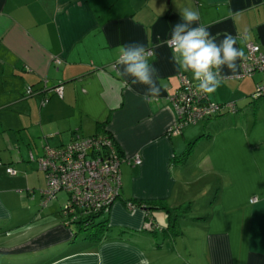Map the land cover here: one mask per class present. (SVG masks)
I'll return each instance as SVG.
<instances>
[{
  "label": "crops",
  "instance_id": "obj_1",
  "mask_svg": "<svg viewBox=\"0 0 264 264\" xmlns=\"http://www.w3.org/2000/svg\"><path fill=\"white\" fill-rule=\"evenodd\" d=\"M185 7L199 10L217 41L231 33L244 51L264 50V0H0V162L17 171L0 166V264H264V99L250 97L262 76L238 79L241 61L236 74L223 69L208 98L236 112L172 132L170 98L181 75L193 81L166 43ZM134 42L156 53L161 93L150 101L145 86L119 75L120 47ZM104 131L127 161L117 201L92 221L108 229L90 237L63 224L57 203L18 198L22 182L40 186L28 152ZM186 204L169 228L166 208Z\"/></svg>",
  "mask_w": 264,
  "mask_h": 264
},
{
  "label": "built area",
  "instance_id": "obj_2",
  "mask_svg": "<svg viewBox=\"0 0 264 264\" xmlns=\"http://www.w3.org/2000/svg\"><path fill=\"white\" fill-rule=\"evenodd\" d=\"M244 53L246 59L241 61L237 78L261 74L262 83L257 86L251 99H264V50L248 43ZM55 64H59V60H55ZM53 91L62 97L61 86L55 87ZM26 93L31 95L32 89L27 88ZM170 102L178 118L171 129L175 133L183 126L236 109L234 102L218 104L209 101L207 95L196 92L195 81H190L182 75L180 86L171 96ZM30 160L36 162L46 181V189L41 192L43 206L54 199L59 191L67 194V204L61 209L64 220L72 221L80 213L90 215L107 212L119 197L120 165L126 159L118 153L111 136H77L58 148L45 145L43 154L38 158L30 154ZM130 161L135 165L141 163L138 156ZM6 172L11 176L16 175L12 168H7ZM127 207L134 208L130 203Z\"/></svg>",
  "mask_w": 264,
  "mask_h": 264
},
{
  "label": "clouds",
  "instance_id": "obj_3",
  "mask_svg": "<svg viewBox=\"0 0 264 264\" xmlns=\"http://www.w3.org/2000/svg\"><path fill=\"white\" fill-rule=\"evenodd\" d=\"M179 15L181 20L174 25L166 42L171 50V61L177 71L191 74L196 92L211 95L222 85L223 69L236 74L237 61L246 59L244 50L237 47L240 37L225 33L223 39L217 41L207 26L198 23L201 17L197 9L185 7L179 10ZM154 55L156 53L142 43L134 42L122 45L116 60L121 66V77L131 78L132 84L145 86V101L157 98L161 93L157 83L158 70L150 62ZM141 264L147 262L141 261Z\"/></svg>",
  "mask_w": 264,
  "mask_h": 264
},
{
  "label": "rangeland",
  "instance_id": "obj_4",
  "mask_svg": "<svg viewBox=\"0 0 264 264\" xmlns=\"http://www.w3.org/2000/svg\"><path fill=\"white\" fill-rule=\"evenodd\" d=\"M260 77V76H259ZM261 84V81L258 83V85L256 84V86H255V88H257V86H259ZM224 117H226V116H224ZM27 158H28V160H30V154H29V152L27 153ZM29 162H31L30 164H31V168H32V170H29L30 172H29V176L31 175V176H33L36 172H34L33 171V167H34V164H36L35 162H33V161H29ZM0 164H2L1 162H0ZM3 166V165H2ZM36 166H37V164H36ZM3 167H5V166H3ZM10 167H13L14 168V166H10ZM38 168V167H37ZM36 174H39V177H38V179H39V181H40V186H32V183H31V185L30 186H26L25 187V184L22 182L21 184H20V186H21V190H18V198H20V199H23L24 198V200H26L27 202V204H29L30 206H32V205H35L36 206V204H38L40 201H39V199L41 200L42 199V201H41V205H42V203H43V201H44V199H43V197L41 198L40 196H42L41 195V192L43 191V190H45L46 189V181H45V178H44V175H42V173H36ZM33 179H36V176L34 175L33 176ZM207 179H205L204 180V182L207 184ZM211 182V181H210ZM207 187H211L210 185H208ZM208 189V188H207ZM208 193V192H207ZM206 193V194H207ZM206 194H204V196L202 197L203 199L204 198H206L207 197V195ZM35 195V197L37 196L38 197V199L37 198H35V202H33V201H31L33 198H32V196H34ZM31 199V200H30ZM200 199V198H199ZM199 199H196V200H199ZM67 201H68V196H67V194L64 192V191H59L57 194H56V197L54 198V199H52L51 201H49V202H47L46 203V205H48L49 203H57V207L59 206L60 208H63L66 204H67ZM45 205V206H46ZM200 205H201V203L199 202V201H196V203H195V206H197V208H199L200 207ZM43 206V205H42ZM49 206H50V204H49ZM48 206V207H49ZM47 207V208H48ZM47 208H45V210L47 209ZM205 209L203 210V211H199L198 213H192L191 215H196V214H198V216H194V219L195 218H197V217H199V216H203V215H205ZM46 214V216L48 215L47 213H45ZM190 221L188 220V221H181V226L184 228V230H189L188 228H191L192 227V225L189 223ZM197 222V221H196ZM64 223V222H63ZM171 224H172V226H173V221H171ZM186 225H187V228H186ZM198 228H200V227H198L197 225H196V228L195 229H193V230H199Z\"/></svg>",
  "mask_w": 264,
  "mask_h": 264
},
{
  "label": "trees",
  "instance_id": "obj_5",
  "mask_svg": "<svg viewBox=\"0 0 264 264\" xmlns=\"http://www.w3.org/2000/svg\"><path fill=\"white\" fill-rule=\"evenodd\" d=\"M27 88H30V87H27ZM27 88H26V90H27ZM32 89V88H31ZM26 90H25V97L27 98V97H30V96H33L34 95V90H32V94L31 95H28L27 93H26ZM54 92V91H53ZM58 96V95H57ZM208 96V95H207ZM251 97V96H250ZM209 99V98H208ZM253 100V99H252ZM259 100V99H258ZM209 101H211L210 99H209ZM212 102V101H211ZM215 103V102H214ZM219 104V103H218ZM223 104H225V103H223ZM235 108H236V105H235ZM236 112V109H235V111H233V112H226L227 114H233V113H235ZM224 113V112H223ZM218 116L220 115V114H217ZM217 115H214V116H217ZM102 135H107V136H110V134H108L107 132H101L100 134L98 133V134H95V135H92V136H89L90 138L91 137H95V136H102ZM81 137V136H80ZM75 139V138H74ZM73 139V140H74ZM71 142V141H70ZM114 145H115V143H114ZM115 147H116V145H115ZM116 149H117V151H118V153L121 155V153H120V150L116 147ZM32 155V154H31ZM34 158H35V156H33ZM40 157V156H39ZM36 158H38V157H36ZM186 158V156H183V159L181 160V159H179L181 162H183V160ZM30 161V160H29ZM32 161V160H31ZM33 162H35V161H33ZM36 163V162H35ZM0 166H2V164H0ZM7 168H11L10 166H5V172H6V169ZM13 169V168H12ZM14 170V169H13ZM16 171V170H15ZM40 171V170H39ZM41 172V171H40ZM42 173V172H41ZM6 174L7 175H9L7 172H6ZM43 174V173H42ZM16 175H17V171H16ZM15 175V176H16ZM44 175V174H43ZM9 176H11V175H9ZM131 204L133 207H136L137 205H135L134 203H132V202H127L126 203V205L127 204ZM146 209V208H145ZM190 209V206H189V204H186V205H183V206H180L179 208H175V209H169V208H166V210H167V214L169 215V217L171 218L170 220L171 221H174V217H178L179 215H181V214H184L186 211H188ZM98 214H101V213H98ZM60 215H61V217L63 218V216H62V214H61V212H60ZM78 215V214H77ZM95 216H97V214H90V215H83L82 213H80L78 216H77V218L76 219H73L72 221H70V220H64V225H70V224H76V225H78V227L81 229V230H85V231H88V235L90 236V237H92V236H95L96 237V235L97 234H100V232H101V230L103 229V230H105V229H108V228H105V225L104 224H100V223H98V224H95L94 222H92L93 221V219L95 218ZM64 219V218H63ZM196 220L198 219V218H195ZM92 223V224H91ZM169 228H171V229H175L176 228V226H175V224H173V226H172V224H171V226H169Z\"/></svg>",
  "mask_w": 264,
  "mask_h": 264
}]
</instances>
